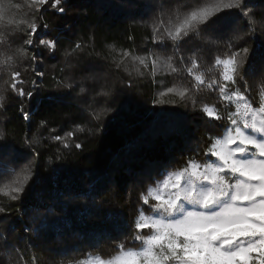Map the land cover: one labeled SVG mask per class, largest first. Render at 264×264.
I'll use <instances>...</instances> for the list:
<instances>
[{"label": "trees", "instance_id": "obj_1", "mask_svg": "<svg viewBox=\"0 0 264 264\" xmlns=\"http://www.w3.org/2000/svg\"><path fill=\"white\" fill-rule=\"evenodd\" d=\"M189 2L61 0L60 6L67 4L63 15L44 6L48 10L41 16L34 0H4L11 14L0 21V91L9 110H0V131L9 149L0 156L8 173L0 177V209H5L0 212V251H7V241L15 249L13 264H33V257L35 264H68L97 255L107 259L119 243L138 245L132 237L145 207L142 194L190 161L212 160L205 155L207 148L230 127L226 119H215L225 116L229 106L216 86L207 87L211 79L220 80L222 66L215 59H227L244 45L250 62H264V0H250L255 23L241 21L218 40L222 27L193 33L176 48L165 29L178 26ZM30 22L47 23L36 39H56L54 53L24 43ZM241 35L243 39L236 38ZM154 38L166 40V50ZM150 52L160 57L155 69L151 58L148 67L138 68L134 57ZM192 59L198 68L189 75ZM9 63L21 71L26 90L37 81V99L61 97L39 107L25 100L31 123L10 99ZM35 71L45 75L37 77ZM196 75L205 79L204 85L196 86ZM248 83L247 93L258 107L264 85ZM206 106L213 116L205 114ZM33 137L38 142L30 146ZM77 142L82 149H75ZM21 185L22 200H12V189ZM7 261L0 256V264Z\"/></svg>", "mask_w": 264, "mask_h": 264}, {"label": "clouds", "instance_id": "obj_2", "mask_svg": "<svg viewBox=\"0 0 264 264\" xmlns=\"http://www.w3.org/2000/svg\"><path fill=\"white\" fill-rule=\"evenodd\" d=\"M255 139L254 151L216 149L214 160L190 161L142 194L152 212L132 239L143 245L126 251L120 264H231L225 257L239 251L242 236L264 233V140ZM145 228L149 234L139 236Z\"/></svg>", "mask_w": 264, "mask_h": 264}, {"label": "snow or ice", "instance_id": "obj_3", "mask_svg": "<svg viewBox=\"0 0 264 264\" xmlns=\"http://www.w3.org/2000/svg\"><path fill=\"white\" fill-rule=\"evenodd\" d=\"M34 3L39 6L37 11L43 16L47 13L48 7L55 9L60 14H64L67 9V4L61 5V0H34ZM48 6V7H44ZM250 0H219L217 3H213L212 0H190L188 4L185 5L186 13L183 20L175 26L174 30L165 29L167 32V37L173 42L174 47H182L181 42L187 43L191 38L192 34L195 33L199 36L201 33H208L209 29L212 28H223L224 32L220 36H216L215 39H223L230 33L236 30L237 25L243 21L247 26L248 24L255 23L253 17L250 15L251 9ZM236 11H233V10ZM8 12V7L6 3L0 4V16H6ZM223 13V15H220ZM4 20V19H3ZM2 21V20H0ZM9 24L12 23L11 20L8 21ZM29 32L24 43L28 46L38 45L47 48L50 52L54 53L57 46L56 39H45L43 37L36 39V34L38 33L40 27H47V23L43 25H38L36 22H30L27 25ZM159 31V29H157ZM237 39H243V36H237ZM153 43L162 45L161 51L166 50V40L155 39ZM75 50L81 49L79 43L75 44ZM231 47V45H229ZM31 50V47L29 48ZM243 53V55H241ZM250 49L247 46L242 45L237 51L230 53L227 59H220L217 57L215 59V64L217 66H222L220 70V80L215 78L211 79L207 87L212 88L216 86L221 95L229 106V111L225 116H215L217 120H227L230 127H226L225 131L227 135L223 138H213L214 142L210 147L207 148V156L214 157L212 152L216 149H220L222 152L227 153L230 149L246 148L255 150V146H258L259 142L255 139L254 135H250L249 132L258 133L261 136V140H264V87L259 90L260 103L256 107L250 100L247 93V89L252 87L248 83V80L258 81L261 85H264V62L259 65L249 61ZM127 55V53L125 54ZM195 56V53L192 54ZM152 59V66L155 69L157 61L160 59L154 53H149L147 57L135 58L139 60V64L147 67V59ZM33 60L36 59L35 55L32 57ZM171 59L170 57L168 58ZM247 64V67H245ZM8 71L10 74V90L14 94L10 97L15 103L20 105L19 111L23 114V118L29 120L31 123L30 114L24 111V101L34 102L38 107L42 106L45 101L47 103H57L61 100L58 96H48L45 100L37 99L40 96L39 89L35 87L37 81H33V88L26 90L23 85L25 83L22 78V73L20 70L16 69L11 63L8 64ZM198 68V63L195 59H192L191 67L187 69L189 75L193 74V70ZM139 71V69H137ZM173 72L177 69L173 68ZM37 77H43L45 73L43 71H35ZM196 86L205 84V79L201 75L195 76ZM65 87L71 88V84L64 85ZM85 89L80 87V92L83 93ZM71 93H66L65 95H70ZM106 94V93H104ZM181 98L185 96L184 92H180ZM234 107V111L231 108ZM0 110L7 112L9 109L5 104V96L2 91H0ZM205 114L208 116L213 115V109L205 107L203 109ZM43 124L44 122L41 121ZM77 131H82L81 128L77 127ZM68 136H72V132L67 133ZM58 141H63V137L57 135L55 137ZM35 141V137L32 140L27 141L29 145ZM38 142V141H35ZM65 148L69 147L67 143L63 145ZM75 149H82V144L77 142L74 145ZM9 149V142L5 138L3 131H0V156L7 155V150ZM35 156H39V153H35ZM6 166L0 165V177L7 175ZM16 195L12 196V200H22L25 194V186L21 185L12 189ZM142 204L145 206L140 210L139 218L135 221V229L137 231V226L140 220L144 219L145 210L152 212L149 207V203H146L142 197ZM5 209H0V212H4ZM255 227V226H253ZM147 230V231H146ZM135 231V232H136ZM149 234L148 229H140L139 236H146ZM251 239L248 235L242 236L238 242L239 251L233 253L230 256H226L225 259L229 260L231 264H264V233H251ZM138 239V237H137ZM138 245L132 247L126 246L125 243H119L114 249V254L107 258L102 259L97 255L94 264H120V256H122L126 251L132 248H140L143 245V241H139ZM35 247V245H33ZM4 248L7 251H0V256H7V264H13V252L15 249L11 248L7 241H5ZM175 252L172 256L175 257ZM33 264H35L36 258L33 257ZM63 264V262H62ZM68 264H89V262L80 259L78 261H68Z\"/></svg>", "mask_w": 264, "mask_h": 264}, {"label": "rangeland", "instance_id": "obj_4", "mask_svg": "<svg viewBox=\"0 0 264 264\" xmlns=\"http://www.w3.org/2000/svg\"><path fill=\"white\" fill-rule=\"evenodd\" d=\"M133 60L137 63L138 68H141V65L139 64V60H136V59H133ZM142 66H143V65H142ZM148 66H149V65H147V67H148ZM212 116H213V115H212ZM249 134H250V135H254L257 139H261V136H260L258 133H252V132H249ZM226 135H227V133L225 132V133L220 137V139H223ZM214 159H215V157H212V160H214ZM170 175H172V174H170ZM170 175H168L165 179H167ZM165 179H164V180H165ZM164 180H163V181H164ZM163 181L159 182L155 187H152V188H150V189H152V190H157V189H159V188L161 187ZM145 215H148V214L145 213ZM138 218H139V217H138ZM95 260H96L95 257H91V258L88 259L87 262H89V264H94Z\"/></svg>", "mask_w": 264, "mask_h": 264}]
</instances>
